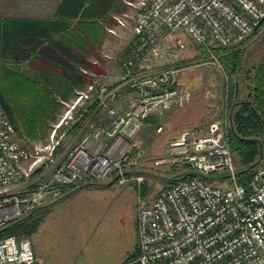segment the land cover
<instances>
[{"label":"built area","instance_id":"2783aa9c","mask_svg":"<svg viewBox=\"0 0 264 264\" xmlns=\"http://www.w3.org/2000/svg\"><path fill=\"white\" fill-rule=\"evenodd\" d=\"M134 7L133 16H113L118 27L129 19L133 33L130 52L116 58L120 80L108 86L106 76L90 75L91 82L76 91L71 105L93 98L110 123L89 125L64 160L57 162L54 154L59 144L55 130L45 145L26 149L0 102V229L63 198L70 186L142 181L133 173L147 157L146 120L158 119L154 133L159 135L165 114L191 99L190 90L177 83L187 65V42L198 49L195 64L221 68L214 48L254 37L264 21V0H138ZM227 125L225 116L211 121L204 133L184 130L166 144L162 156L152 158L154 165H186L193 175L139 206L135 263L264 264V162L253 168L247 193L236 182ZM39 168L35 188H24ZM49 169L50 176L42 178ZM0 264L40 263L28 237L10 235L0 238Z\"/></svg>","mask_w":264,"mask_h":264},{"label":"rangeland","instance_id":"374dc122","mask_svg":"<svg viewBox=\"0 0 264 264\" xmlns=\"http://www.w3.org/2000/svg\"><path fill=\"white\" fill-rule=\"evenodd\" d=\"M137 2L138 0H125V8L114 16L123 14L133 16ZM49 7L50 3L43 0H0V15L32 16L40 12L38 9ZM113 22L107 28L111 27L114 33L106 30L107 35L103 44L95 50L91 60L100 58L101 52L113 60L114 57L125 56L130 52L133 33L129 19L123 27H118L116 22ZM186 41H188L187 38ZM187 43V50L183 54L185 58L188 53L194 54L198 50L189 41ZM263 53L264 22L259 33L247 40L242 63L243 70L256 64ZM109 57L108 60H110ZM194 61V59L187 58L185 61L187 65L178 78V85L186 86L191 92L188 104L176 110L170 117L168 129L164 130L163 134L158 135L148 129L142 132L147 157L141 161L136 172L133 173L142 176V181L132 180L125 184H118L117 181L108 184H85L73 188L66 194V197L31 213L28 220H37V225L28 238L32 251L40 264H137L135 262L126 263V261L135 252L137 246L136 215L139 206L150 204L156 194L168 185V179L190 171L186 165H172V167L168 164L154 165L152 158L162 156L166 144L173 138L170 134L173 133L171 124L186 123L184 129L181 130L184 131L190 129L192 122H197L194 125L205 127L206 131L211 120L221 119L228 115L227 77L222 67L208 63L197 65ZM103 62L105 65L106 60H102ZM116 62H113L112 66L105 65L106 70L103 72L117 74L116 69L119 72L120 68ZM106 80H108L107 77ZM235 80L239 78L236 76ZM107 84L112 86L109 81ZM75 96L64 104L61 103L63 101L61 99L54 102L55 120L50 121V128L44 138L25 139V136L21 138L18 135L16 138L26 149L32 151L33 146L48 143L51 132L55 130L59 147L55 149L54 154L57 162L64 160L67 153L83 139L86 128L93 123L92 118L97 114L94 111L87 115L80 128L73 134H68L69 128L81 118L87 106L96 102L91 98L85 100L84 104L71 108ZM119 102L121 104V101ZM102 115H104L102 117L104 123L105 116L108 114L103 113ZM202 130L198 132L204 133L205 131ZM260 139L263 148L258 164L264 162V133ZM233 159L235 167L238 166L236 156L233 155ZM50 173L51 169L44 171L42 178H48ZM39 174L34 172L28 180H25L22 184L24 188L33 185L35 180L40 178V176L37 177Z\"/></svg>","mask_w":264,"mask_h":264},{"label":"trees","instance_id":"16d2710c","mask_svg":"<svg viewBox=\"0 0 264 264\" xmlns=\"http://www.w3.org/2000/svg\"><path fill=\"white\" fill-rule=\"evenodd\" d=\"M124 1L59 0L48 18L0 15V102L16 137L44 138L50 121L55 120L54 102L74 98L75 92L90 82L81 69L94 68L90 58L102 46L107 26L114 23V14L125 8ZM246 46L247 40L229 48L216 47L214 52L227 77L225 137L237 158L236 182L248 193L253 170L248 168L261 159L263 148L260 136L264 133V53L256 64L243 70ZM198 57L196 54L189 59ZM236 76L239 80L234 81ZM96 104L86 108L68 134L80 128L85 117L96 110ZM153 120H146L149 131ZM191 175L180 173L168 179L164 188ZM34 188L35 184L29 190ZM31 215L9 221L0 229V238L28 237L37 225V220H28ZM137 255L136 246L126 263H133Z\"/></svg>","mask_w":264,"mask_h":264},{"label":"crops","instance_id":"0c3cea01","mask_svg":"<svg viewBox=\"0 0 264 264\" xmlns=\"http://www.w3.org/2000/svg\"><path fill=\"white\" fill-rule=\"evenodd\" d=\"M43 1H46L47 3H50V7L48 8V9H38V11H40V12H37V13H35L36 15H32V16H30V17H41V18H48V17H51L53 14H54V12H55V10H56V7H57V5H58V3H59V0H43ZM21 16H24V15H21ZM197 54V52L196 53H194V54H189L188 53V55L186 56V58H185V61L187 60V58H190L191 56H194V55H196ZM108 57L109 56H106V55H103V53L101 52V56H100V58H96V59H94V60H91V58H90V61L93 63V65L94 64H96L95 66H94V68L93 69H81V71H82V73H84V74H86L89 78H90V75H92V74H95V75H105L107 78H108V81L111 83V85H114V84H116L117 82H118V80H120V77H121V69H120V71L118 72L117 71V69H116V72H117V74H113V73H104L103 71L104 70H106L105 68H106V66H108V65H110V66H112V64H113V62H116L115 60V58L116 57H114V60H113V58H111V57H109L110 58V60H108ZM104 59L106 60V66L104 65V62L102 63V60L104 61ZM113 60V61H112ZM117 63V62H116ZM95 69V70H94ZM94 70V71H93ZM84 71H86V73L84 72ZM178 83V82H177ZM182 86H184V85H182ZM186 87V86H185ZM70 101H71V99H70ZM69 101V102H70ZM67 101H61V103L62 104H64V103H66ZM90 103V102H89ZM117 105H120V102H118L117 103ZM90 106V105H89ZM88 107V106H87ZM98 108V107H97ZM96 108V110H94V111H96L97 112V114L92 118V121H93V125L94 126H101V127H107L108 125H109V123H110V117L107 115V116H105V120H104V123L102 122V117H104V115H102L103 113L104 114H106V111L105 110H103V109H97ZM180 109H182V108H180ZM176 110H178V109H175V110H171V111H169V112H167L166 114H165V117H164V119H165V122H166V126H165V131L168 129L167 127H168V121H169V119H170V117H172L173 115H174V113L176 112ZM100 113V114H99ZM151 119L153 120V119H155V121H154V126L150 129V131H152V132H154V129H155V126H156V123L158 122V119H156V118H154V117H151ZM213 120H216V119H213ZM213 120H211V121H213ZM210 121V122H211ZM195 123H197V122H192L191 123V126H190V129H193V130H195L196 132H198L199 130H202V131H205L204 129H205V127H202L201 128V126H196V125H194ZM209 123V122H208ZM186 123H184V124H182V123H180V124H175V123H172L171 124V130H172V132L173 133H170V134H172V137L173 138H175V137H177V136H179V134L181 133V132H183V131H181V130H183L184 129V125H185ZM207 125V124H206ZM205 125V126H206ZM147 126H148V123H146L145 122V128L144 129H148L147 128ZM177 130V131H176ZM174 131H176L175 133H174ZM177 133H178V135H177ZM129 175V174H128ZM86 183H82V184H79L77 187H79V186H83V185H85ZM76 187V188H77ZM74 187H71V188H69V189H67V192H66V194L67 193H69V192H71V190L73 189Z\"/></svg>","mask_w":264,"mask_h":264},{"label":"water","instance_id":"95a60500","mask_svg":"<svg viewBox=\"0 0 264 264\" xmlns=\"http://www.w3.org/2000/svg\"><path fill=\"white\" fill-rule=\"evenodd\" d=\"M256 165H257V162H256L255 164L251 165V166L248 168V170L254 168Z\"/></svg>","mask_w":264,"mask_h":264}]
</instances>
